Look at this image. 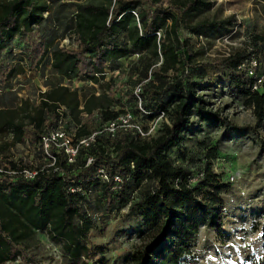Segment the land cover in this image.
I'll return each instance as SVG.
<instances>
[{
    "label": "trees",
    "instance_id": "obj_1",
    "mask_svg": "<svg viewBox=\"0 0 264 264\" xmlns=\"http://www.w3.org/2000/svg\"><path fill=\"white\" fill-rule=\"evenodd\" d=\"M160 2L84 1L76 5L70 24L63 19L62 3L51 7L47 0L0 2V84L13 68V58L4 57V53L11 51L15 40L25 44L22 57L29 65L37 67L47 59L52 72L60 75V81L49 82L41 93L38 111L25 115L27 122L16 119L14 104L0 107V131H11L15 142L31 140L41 146L40 138L56 124L61 106L64 117L74 123L76 140L101 130L125 110L142 124L164 114L153 136L121 130L111 137L101 130L88 146L79 147L73 163L66 161L61 148L50 144L54 164L38 170L32 178L0 171V264H40L26 252L24 241L41 229L62 240V248L71 258H92L87 233L98 219L88 204L94 192L102 202L100 211L110 214L127 206L129 213L140 214L152 225L153 232L130 254V264H187L199 227H220L223 206L219 194L227 184L222 173L212 168L217 146L211 145L210 139L197 144L202 154L195 164L197 171L171 159L168 151L186 140L193 117L216 127L232 125L222 110L213 108L198 92L197 79L202 80L210 67L226 70L228 85L253 108L254 123L235 128L257 134V127L264 122V80L257 89L252 85L256 75L264 74V36L247 31L241 45L226 56L195 62V53L180 38L178 29L201 34L208 28L234 25L235 19H202L191 25L187 23L190 13L208 6V0H172L166 7ZM56 22L66 30L70 45L55 42ZM135 54L130 67L139 74L144 112L139 111L133 92L120 100L121 108L116 109L113 102L118 99L93 91L80 95L77 88L61 81L79 77L98 83L102 79L111 88L113 76L106 78L103 73L121 69L119 61ZM251 58L258 62L254 75L248 73ZM260 149L264 155V139H260ZM88 157H92L90 163ZM7 164L5 169L17 167L12 160ZM97 168L105 169L108 181L97 177ZM115 175L122 180L117 188ZM70 186L82 190L71 192ZM236 264H264V246L260 256Z\"/></svg>",
    "mask_w": 264,
    "mask_h": 264
},
{
    "label": "rangeland",
    "instance_id": "obj_2",
    "mask_svg": "<svg viewBox=\"0 0 264 264\" xmlns=\"http://www.w3.org/2000/svg\"><path fill=\"white\" fill-rule=\"evenodd\" d=\"M4 1V0H0ZM52 6L63 4L61 10L67 22L72 21L76 5L84 1L101 2V0H47ZM172 0H161L162 6H169ZM206 7L191 12L188 24L202 19H222L233 16L234 25L225 28H208L201 34L180 27V38L195 53V62L210 61L226 56L238 48L245 40L247 31H254L264 36V0H208ZM54 4V5H53ZM171 12L175 13L171 9ZM46 14V13H45ZM170 24V20L167 21ZM56 43L70 45L63 26L54 24ZM125 34L122 36L124 37ZM25 44L14 41L10 52L4 57L13 58V67L3 85L0 84V107L14 104L16 119L29 120L26 114L34 115L41 102V93L48 89L49 82L57 83L60 75L52 72L49 61L45 59L37 67L29 65L24 59ZM136 55L119 61L121 69L107 72L106 78L113 76L111 88L101 79L98 83L84 78L68 80L63 84L77 88L80 95L91 91L106 94L118 99L113 107L121 108V101L138 85L139 74L132 71ZM160 59V58H159ZM196 79V77H194ZM198 92L204 94L206 101L213 108L220 109L228 116L232 125L212 126L191 118V133L178 148L168 151L171 159L192 165L202 154L197 144L209 140L218 150L212 161L213 171L222 173L227 187L219 194L222 202L221 225L219 228L200 226L193 240V256L187 264H236L246 258H256L263 252L264 246V155L260 149V139H264V122L257 127V134L248 129H236L235 126L253 124L254 116L250 106L244 104V98L228 85V73L221 67H210L199 80ZM120 98V99H119ZM114 99V100H115ZM127 107H130L127 105ZM123 108H126L124 105ZM129 109V108H126ZM163 119H159L158 125ZM65 127L73 132V121L69 118ZM147 124V123H145ZM144 124V125H145ZM12 160L16 165L28 162L34 165H46L41 147L31 140L15 142L11 131H0V171ZM9 167V166H8ZM240 170V175L230 179L231 172ZM95 195V196H94ZM96 193L89 196L90 212L95 214L96 221L87 233L88 245L92 247L93 257L71 258L62 248V240L52 236L47 229L35 230L32 236L24 241L26 252L35 256L40 264H130L129 257L136 246L142 243L153 231L152 225L137 213H129L127 206L114 213L102 212ZM96 212V213H95Z\"/></svg>",
    "mask_w": 264,
    "mask_h": 264
},
{
    "label": "built area",
    "instance_id": "obj_3",
    "mask_svg": "<svg viewBox=\"0 0 264 264\" xmlns=\"http://www.w3.org/2000/svg\"><path fill=\"white\" fill-rule=\"evenodd\" d=\"M136 56L138 54H135ZM244 64H242L243 66ZM258 65V62L255 58H251L248 60L247 66L249 67L248 73L254 75V67ZM106 66V65H105ZM240 67V66H239ZM116 71V70H115ZM107 72H113L106 69V71L103 74H107ZM96 76H98V73H95ZM264 80V74L256 75L255 80L252 85V89H257L260 87V84ZM91 82V81H90ZM141 84H138L133 89V93L137 98L138 103V109L141 112H144L142 109L140 102V91H141ZM82 107V106H80ZM59 119L57 120L56 124L52 127H50L46 132L43 133L41 136V151L43 156L45 157V161H48L47 166H52L55 162V155H53L49 151L50 144H55L57 148H61L64 152L66 161L68 163L75 162L76 156L79 152V147L88 146L91 142L94 141L95 134L99 133L101 130L106 131L111 137H115L119 131H130L133 134H136L140 137H149L153 136L157 130L158 127V120L163 118V113L159 114L158 117L147 121V124H142L141 121L135 118L134 114L129 111L125 110V112L119 114L115 119L108 120L106 123L103 124L102 129L92 132L91 134L87 136H83L81 138H77V140L74 138L75 133V126L73 123V132H70L65 127V122L67 119L64 117L62 112L65 110L63 106H61L59 109ZM83 117L87 116V113L83 112L81 113ZM92 160V157L87 158V163H90ZM46 167V165H34L31 162H28V165L25 163L24 165L18 164L15 169H11L9 173L12 175H21L24 178H32L38 170L43 169ZM96 174L99 179L102 181H108V175L104 171L103 168H97ZM240 170H236L234 172H231L230 179L237 178L240 175ZM113 181L116 184L114 188L120 187L119 184L122 182L121 178L117 175L113 177ZM69 190L71 192L73 191H80L82 190L81 187H69Z\"/></svg>",
    "mask_w": 264,
    "mask_h": 264
}]
</instances>
